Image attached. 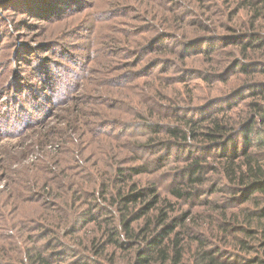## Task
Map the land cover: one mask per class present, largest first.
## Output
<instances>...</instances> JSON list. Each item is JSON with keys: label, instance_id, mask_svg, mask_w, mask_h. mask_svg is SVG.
I'll list each match as a JSON object with an SVG mask.
<instances>
[{"label": "rangeland", "instance_id": "obj_1", "mask_svg": "<svg viewBox=\"0 0 264 264\" xmlns=\"http://www.w3.org/2000/svg\"><path fill=\"white\" fill-rule=\"evenodd\" d=\"M238 2L0 0V264H30L39 252L62 263L94 256L93 240L123 214L111 204L118 189L128 193L133 183L156 187L173 218L201 230L233 215L242 221L235 213L248 204L225 208L235 191L222 172L191 197L170 193L191 188L183 168L193 160L189 138L167 131L225 105L215 106L228 97L223 82L198 73H214L227 53L221 37L248 25ZM247 99L243 92L228 105ZM193 151L192 159L202 155ZM127 166L147 173L121 184L116 172ZM215 243L234 247L220 231Z\"/></svg>", "mask_w": 264, "mask_h": 264}, {"label": "trees", "instance_id": "obj_2", "mask_svg": "<svg viewBox=\"0 0 264 264\" xmlns=\"http://www.w3.org/2000/svg\"><path fill=\"white\" fill-rule=\"evenodd\" d=\"M261 2L264 0H239L235 12L248 9V25H235L227 37H221L227 53L220 55L221 63L214 73H198L207 82L216 80V76L223 82L228 97L217 99L215 106L225 105L215 107L213 113L185 115L186 130L178 126L167 130L174 137L189 138L184 143L190 148L189 160H193L183 168L191 188L172 187L170 193L177 198L191 197L199 193L200 185L208 181L210 174L222 172L232 184L226 188L235 191L224 203L225 208L248 204L235 213L242 216V221L233 215L222 220L216 231L201 230L185 223L186 217L173 218L170 202L160 200L156 187H138L133 183L128 193L118 189L111 204L120 203L123 214L117 225L109 223L102 227L103 241L93 240L94 256L77 255V259L62 263L39 252L31 256L30 264H116L111 260L117 253L124 254L125 259L118 264H264V9L258 8ZM230 58L233 59L228 63ZM243 92L248 99L239 109H233L237 105H228V99ZM236 110L240 112L231 114ZM166 142L162 144L167 145ZM144 143L138 142L137 146H145ZM192 148L201 150L202 155L192 159L196 153ZM146 173L139 166L119 167L116 181L124 184ZM142 203L137 212H129ZM215 207L220 208L218 204ZM86 215L87 222L96 223L95 213ZM140 218L142 227L135 230L132 225ZM218 231L231 241L233 249L216 245Z\"/></svg>", "mask_w": 264, "mask_h": 264}]
</instances>
